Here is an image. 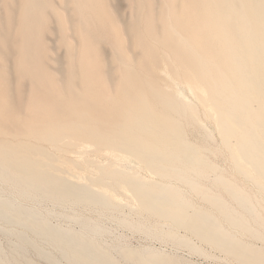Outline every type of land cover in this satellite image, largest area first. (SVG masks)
Returning a JSON list of instances; mask_svg holds the SVG:
<instances>
[{
    "label": "bare ground",
    "instance_id": "obj_1",
    "mask_svg": "<svg viewBox=\"0 0 264 264\" xmlns=\"http://www.w3.org/2000/svg\"><path fill=\"white\" fill-rule=\"evenodd\" d=\"M122 1L0 0V180L19 199L109 213L123 207L112 197L121 188L151 216L246 264H264L263 250L237 239L214 212L198 208L167 181L200 191L198 180L215 166L203 146L187 138L181 116L201 126L197 109L167 88L158 72L166 66L208 107L237 171L264 193V0ZM51 33L64 56H52ZM84 144L137 163L155 178L88 157L84 165L101 176L76 182L60 156L82 167L69 154L81 153ZM216 181L243 211L238 215L207 196L219 216L261 236L245 217L258 218L249 192L222 177ZM36 209L0 196V233L15 239L8 252L0 243V264H42L30 251L46 264H180L128 247L116 257L91 235L103 231L99 224L73 216L87 233L77 232L53 225ZM151 233L194 247L173 230Z\"/></svg>",
    "mask_w": 264,
    "mask_h": 264
},
{
    "label": "rangeland",
    "instance_id": "obj_2",
    "mask_svg": "<svg viewBox=\"0 0 264 264\" xmlns=\"http://www.w3.org/2000/svg\"><path fill=\"white\" fill-rule=\"evenodd\" d=\"M122 5H123V10H122L123 13L125 15H128V12L124 6L123 1H122ZM52 26L54 27V24H52ZM47 37H48L49 45H51V42L53 43V45H51V48H54V50L52 49V56L53 57L64 56L65 49L58 44L56 34L54 36V34L51 33ZM55 43H57V45H55ZM106 49L110 50V46L107 45ZM56 51L58 54L56 53ZM53 67H57V65L54 64ZM158 72L159 75H161L164 84L167 88L172 89L182 100H184L188 104L194 105L195 108L197 109L201 126H197L194 124L192 125V123L190 125L189 123L190 121L187 114L181 116L184 123L187 122L186 123L187 138L191 140V142L193 143L196 142L195 144L198 143L199 146L201 147L203 146L202 150L205 156L215 166V170L211 171L207 176L202 177L200 180H198L200 177L199 178L195 177L196 179L198 178L197 180L200 184V191L193 190L192 188L189 187V185L183 182L169 181V180L167 181L177 186L181 190V192L184 195H186V197L189 198L190 201L192 200L194 202L195 206H198V208L205 209L206 207L205 210L214 212V214L218 218H220L223 227H226L225 229H227L228 231L231 230L230 231L231 233L236 234L237 239L243 241L250 247L264 251L263 191L260 192L258 186L254 183L253 180L245 178L237 171L231 155V150L222 143V137L220 135L218 125L215 122V120L209 116L208 107L198 99L196 94L188 87L186 83L176 80L171 75V73L169 72L166 66H163L161 69L158 70ZM84 145L78 148L79 152L81 151V153L69 154L72 160L80 161L82 167L79 166L75 167V164L66 162L65 156H63L62 154H58V155H62L60 157L61 160L64 161L63 164L65 168H67L71 178L76 182L83 183L86 182V180L88 181L89 179H95L96 176L97 178L101 176V174L95 168L91 166L89 167L88 165H84L86 164L85 163L86 161L84 160H86L88 157L90 160L97 159L96 161L95 160L93 161L97 164L104 165L106 162L107 164L109 161L113 162L112 166L119 169L123 168V170L127 169L129 170L128 173L131 171L130 172L131 174L135 173L142 179L144 178L146 180L148 179L150 180L155 178V176L152 175L148 169L137 163L133 162L134 165L130 164L132 162H130L129 160H126L122 157L120 158L119 156L114 155L112 152L109 151L97 153V151L93 149L92 145L89 144H84ZM89 149L91 151H89ZM92 150L94 151V153ZM83 152L85 154H83ZM80 159H82V163ZM110 162L109 164L111 165ZM71 174H73V176ZM85 176L87 177L85 178ZM218 177H222L226 180L234 182L235 184L238 185V187L244 189L245 191H247V193L249 192L248 194L252 197L256 205L258 218L251 217L250 214H246V213H245V217L246 219L251 221L250 224L251 226L253 225L252 228L254 229L261 228L260 230L262 231L258 229L261 236L256 235L253 232H249L242 229L240 230V228L238 227H233L227 221L223 220L221 216H219L220 215L219 211L216 209L215 205L210 200H208L207 196L217 197L219 200L225 202L227 205L230 204L229 206L232 209L234 207L238 215L243 214V211H241V209L239 208L237 200L232 198V196L224 190L222 185H220L216 181ZM0 188H1L0 196L16 199L25 206H29L35 209L37 208L36 210H38L40 214L43 215L44 218L49 220L53 225L61 226L65 229H71L77 232L87 233L83 229L81 224L77 223L71 218L77 215L95 224H99L102 227L103 231L99 234H91V235L95 236L96 239L101 243V245L107 248L108 250H110V252L116 257L121 256V253L119 251L120 248L128 247L139 251L140 250L146 252L149 251L153 253L155 252V254H163L165 256H171L172 258L177 259L180 262V264H246L236 256L231 254L227 255L228 254L227 252L224 253L222 249L217 248V246L213 245L210 242L198 238L197 236L191 234L186 229L181 227H173L171 223L165 220H161L157 217L151 216L146 211L140 209L139 206L136 204V202L132 200V198H130L128 195H125L126 193L123 192L124 190L121 188L117 189V193L112 194V197L116 201V203L122 205L123 207L116 211L111 210L112 212L110 211V213L104 212L102 210L99 211L97 208L93 209L92 207L82 204L74 205V206L67 204L65 206V205H59L53 202L52 200H38L36 198L19 199L16 192L8 189V187L1 180H0ZM122 193L124 194L122 195ZM260 217H262L263 220H261ZM137 222H140V224ZM0 224H2V222H0ZM133 225L135 226L140 225V228L137 227L135 228L133 227ZM156 228H158L159 230L163 229L166 232L168 231V229L169 231L173 230V232L177 233L176 235L178 237L180 236L179 237L180 239L181 237L187 239L189 238L190 239L189 241L192 242L194 247L190 248L187 245L184 246V244H182L181 241L178 240L180 244H182L179 245V242L173 238L167 237L166 239V237L158 238L157 236L156 237L154 235L152 236L151 232L152 230L154 231V229ZM14 241H15L14 238H10V237L8 238L5 235H1L0 233V243L6 252L12 249ZM51 246L52 245H48V246L45 245L48 251L51 250L50 251L51 253L57 255L58 254L57 249L55 247L53 249V246L52 247ZM27 255L28 256L30 255L33 259H35L36 261L42 264H46V261L37 257L38 255L34 251H30L29 253H27Z\"/></svg>",
    "mask_w": 264,
    "mask_h": 264
}]
</instances>
